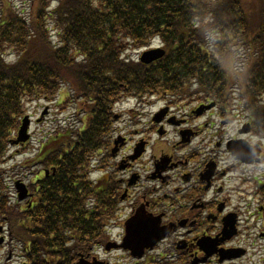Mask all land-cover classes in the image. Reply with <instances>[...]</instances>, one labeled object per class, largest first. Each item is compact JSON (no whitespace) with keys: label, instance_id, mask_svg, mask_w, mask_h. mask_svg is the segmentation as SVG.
I'll return each instance as SVG.
<instances>
[{"label":"trees","instance_id":"trees-1","mask_svg":"<svg viewBox=\"0 0 264 264\" xmlns=\"http://www.w3.org/2000/svg\"><path fill=\"white\" fill-rule=\"evenodd\" d=\"M44 8L38 3L28 19L10 9L1 14L0 225L31 264H72L75 252L101 240L109 211L90 208V196L102 190L88 182L87 167L103 142L110 106L125 96L186 90L194 77L218 98L237 80L246 103L251 97L257 105L264 97V0H60L46 15ZM45 19L54 24L55 43ZM156 37L166 51L161 61L144 66L123 56ZM233 42L246 52L239 69ZM8 50L16 57L10 64L1 56ZM62 87L85 113L84 127L41 146L28 167L55 173L36 176L32 197L19 205L1 169L9 141L25 102L53 101Z\"/></svg>","mask_w":264,"mask_h":264},{"label":"flooded vegetation","instance_id":"flooded-vegetation-1","mask_svg":"<svg viewBox=\"0 0 264 264\" xmlns=\"http://www.w3.org/2000/svg\"><path fill=\"white\" fill-rule=\"evenodd\" d=\"M187 95L140 119L131 137L123 126L108 132L92 178L95 189L107 191L106 206L112 201L115 209L105 237H118L113 241L123 246L139 226L145 233L136 237L164 238L136 252L87 247L75 252L73 264H258L251 237H264V204L254 210L256 184L264 186L251 154L261 142L254 140L253 109L241 116L242 108L226 110L205 91ZM230 150H240L241 158Z\"/></svg>","mask_w":264,"mask_h":264},{"label":"rangeland","instance_id":"rangeland-1","mask_svg":"<svg viewBox=\"0 0 264 264\" xmlns=\"http://www.w3.org/2000/svg\"><path fill=\"white\" fill-rule=\"evenodd\" d=\"M0 1L6 2V0ZM9 1L11 7H13L16 12H20L22 9L24 10L25 15L31 12L30 10L32 8L30 10L27 6L22 8L21 6L23 4L18 0ZM28 2L32 4L31 1ZM57 5L58 4L56 1L51 3L52 8L56 7ZM49 26L53 27V23L49 22ZM55 38L56 36L53 37V41H55ZM156 45H160L158 41H155L152 46ZM142 51L143 50L134 49L128 51L127 55H129L133 60H136L139 54L142 53ZM12 60V57L8 58V62ZM61 92L64 93V96L69 93L66 87H63ZM62 97L63 96H61L60 98ZM155 99L151 100L154 101ZM153 101L149 102L151 106L150 108L147 107V101L137 103L135 100H126L119 104V106L117 107L116 111H120L121 113H123V119L124 121H126L124 125L126 126V131L130 137V134H132L134 132V129H136L135 123L138 120L137 111H139L142 105H144L145 111L148 110V112H153L158 107L164 105L161 102H156V104H152ZM58 103H61L59 99H56L55 103L53 104H47L40 100L26 103V115L31 118L30 143L24 148L10 149L1 167L5 171V177L7 179V182H10V185L12 186V194H15L13 188L14 181L21 180L26 186H29V184L31 183L30 181L33 177L29 176L28 173H30L31 170H35V172L39 170L38 167H34L31 169L28 168V166L26 165L30 160L33 159L35 153L37 152L42 142H45L48 137H51L52 135L57 133H62L67 129L73 128L77 130L81 128L83 122L82 114L79 111V106L77 107L76 105H73L69 102L67 98H64L61 104L58 105ZM45 107L49 109V115L46 117V119L41 120L40 116ZM258 135L259 134L256 135V139H261ZM161 147L163 146L161 145ZM24 164L26 165L23 166ZM257 200L259 199L256 198V203L258 202L257 204L263 203L262 201ZM116 232L117 231H115L114 233ZM9 253L10 250L6 248V246L2 247V249L0 250V264H18L19 262H21L22 258L18 256H15L16 258H12L9 262L7 258Z\"/></svg>","mask_w":264,"mask_h":264},{"label":"water","instance_id":"water-1","mask_svg":"<svg viewBox=\"0 0 264 264\" xmlns=\"http://www.w3.org/2000/svg\"><path fill=\"white\" fill-rule=\"evenodd\" d=\"M163 55H164V51L153 50V51L145 52L140 60L144 64H150L162 58ZM28 125H29V120L27 117H25L22 121V126L20 127L17 140L12 142L13 145H17L20 142L24 143L28 139V136L26 135ZM15 187L18 194V200L19 201L25 200L27 197V190L25 186L21 182H16ZM131 225H134V223L129 222L126 225V227L129 226L130 228ZM139 230L142 231L140 232ZM143 233H145V230L137 226L136 230L132 233L133 235H130L125 238L124 245L122 246V248H127L135 252L137 250L142 251V249L145 247L152 248L154 244H156L161 238H163V237H136L137 235L143 236ZM0 243H2V240H0ZM132 243H135L134 246H131Z\"/></svg>","mask_w":264,"mask_h":264},{"label":"bare ground","instance_id":"bare-ground-1","mask_svg":"<svg viewBox=\"0 0 264 264\" xmlns=\"http://www.w3.org/2000/svg\"><path fill=\"white\" fill-rule=\"evenodd\" d=\"M185 86H187V89L186 90H183V91H179L181 94H183V93H185L188 89H189V87H188V84L187 83H185Z\"/></svg>","mask_w":264,"mask_h":264}]
</instances>
